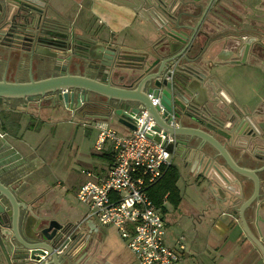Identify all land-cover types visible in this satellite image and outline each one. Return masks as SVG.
<instances>
[{
  "label": "crops",
  "instance_id": "crops-1",
  "mask_svg": "<svg viewBox=\"0 0 264 264\" xmlns=\"http://www.w3.org/2000/svg\"><path fill=\"white\" fill-rule=\"evenodd\" d=\"M38 1L43 3L46 7L47 14L51 19L67 25L72 33L90 38L93 40L91 42L95 44L97 43L106 48H113L121 55L128 54V56L132 58L144 55L146 58L145 60H148V62H153L155 60L153 47L159 40L160 35H162L160 31L162 24H160L158 20V16L161 14L157 9L159 5L157 1ZM245 1L247 2L248 0H244V2ZM192 2L186 0L185 4L177 3L176 6H179V9L176 15H180L184 8V12L189 15H187V18L182 17V19L186 18L192 25H199L202 11L199 13L194 12L195 8H193L191 4ZM207 2L208 1L204 0L203 7L209 6ZM230 2L231 0H222L220 4L213 10H210V12L207 13V17H205L204 23L211 22L214 26H217V22H221L219 27H214L215 31L220 33L209 40L211 43L206 48L200 47L196 49L195 47L190 51V54H200V64L196 65V67L208 73L207 79L201 83V87L206 90L207 96V102L204 103V110L209 119L216 117L229 126L234 111L231 110L230 106L228 107L224 104V99L220 96V94H222L226 100L233 103L231 105L233 108L249 118L254 128L260 133H264V46L261 47L260 50H256L254 55L250 54L246 59V63L234 62L232 64V60H220V54L224 50H228L227 53H229L231 49L234 51V59L238 58L240 39L245 36L248 28V26H244L245 23H243V21L250 10L244 3L241 6L236 5L230 7L237 16L235 19H238L237 21L235 20V23L234 21L232 23L229 22L228 14L225 11L227 15L226 18H221L217 22L215 19H212V15L215 14L217 7L223 5L228 6ZM256 3L258 10L255 12V18L258 19L260 26L264 27V0H257ZM201 29L203 30V28ZM262 38L264 41V33H262ZM231 44L236 46L232 47ZM184 49L185 48L176 54L171 53L170 57L181 55ZM128 56L126 58H128ZM177 61L181 62L180 59ZM22 64H24V62ZM25 64H27L26 67L30 68V61L29 64ZM115 71L122 75H130L131 73L128 70ZM84 73L87 72L71 74L83 76ZM135 73L138 74L140 72ZM2 76L1 74L0 81L4 79L10 83L29 82L31 80L24 81L21 80V78L19 79L18 76L6 79L5 76L3 78ZM117 77H113V79H115L114 81H120L121 83L122 78H120V76ZM101 78H104V76L100 74L99 79ZM40 80L43 79L37 78V80L34 81ZM102 98L105 99L102 96H96L93 99L99 101ZM56 101L58 102V100ZM220 106L225 107L223 115L218 114L217 107ZM17 107L20 108L17 110ZM86 110L87 109H84L82 106L78 109L75 107V110L71 111L63 104L56 103L55 99L51 97H45L39 102L17 99L13 102V108H5L0 105V133L4 135V138L0 140H5V143H3L4 146L8 143L10 147L18 153L10 156L9 161L15 162V170L4 177V182L11 183L10 180H12L15 175L20 174V176H22L28 173V175L21 180L22 183L17 188V195L25 202L33 200L42 218L47 217V219H56L60 223H77L83 220L88 210L85 205L80 203H78L80 207L73 204L71 205L68 200L69 193L74 191L77 195L76 190L78 191L79 187L86 182L78 184L75 181L71 182L68 180V175L71 174V170L75 171L76 168L74 167H76V164L86 163L80 160V146L73 140L68 142L69 147L66 148L67 150L75 148L74 153L71 150L68 153H62L64 145L67 142L57 144L52 141V139L57 137L59 131L60 133H64V135L66 133L67 138L75 137L80 130L84 132L82 133L83 136L92 134L94 131L97 132L94 145L95 151H93L90 156L92 158L90 162L94 161V157H96L97 166L93 169L89 168L88 170L82 171L83 175H86V172L91 173V177L86 175L85 179H87V181H98L105 178L114 162L113 143L110 140L106 141L102 150L98 151L96 149V143L100 132L99 126L106 123L121 136H128L131 133V130L117 124L113 117H110L112 115L109 117L104 116L105 114L102 115L101 112H104L103 110L98 109V112L91 115L88 114ZM69 117L75 119L73 122H75L76 127L70 132L62 127L63 124L65 126L67 119H70ZM83 127L85 131H82ZM205 130L208 131L207 129ZM216 137L225 146L228 155H230L236 165L255 171L262 168L263 161L257 159V149L264 145L263 139H257L255 144L248 145L246 140H244L245 138L233 141L217 135ZM72 142L73 145H71ZM245 144H247V146H245ZM174 152H179V146L175 148ZM4 153L9 154L11 150ZM204 154H206L204 158L205 163L209 160L207 154H209L213 160L225 163L216 149L207 143H202V150L192 152L189 156H182L184 172L180 171L176 166L180 176L179 181L183 179L185 182H188L186 183L188 185L187 187L192 186L194 182L197 185L203 183V181L206 182L204 176L202 177V172L199 171V167L196 169L197 166L202 163ZM71 156L73 158L72 162H70ZM173 156V166H175V153ZM61 158L63 159L62 162H60ZM185 160H187L188 163L184 165L183 163ZM22 161H26V165L23 164ZM20 163L22 164L20 165ZM64 174L66 175L61 176ZM258 179L260 180V198L254 205L246 210L245 217L251 233L264 245V172L258 175ZM179 181L177 187L180 192L181 204L183 198L179 187ZM243 184L245 190L241 202L238 203V208L243 201L251 196L254 189L252 181H245ZM221 187L222 186H217L215 183L214 186H209V191L212 193L207 194V199L203 200L206 204V208H202V212L200 213L201 223H204V220L207 218L215 220L211 225L212 228L210 232H207L206 249L209 264H213L211 260L213 254H215L214 260H217V262L219 259L223 260V264H264L262 252L246 233L240 221V217L238 214H235L236 210H230V212H228L229 209L226 207L220 208V210L217 211L219 205L210 203L211 199L220 198V195L214 193V191H217ZM224 192L226 193V198H229V191L224 190ZM75 200L78 202L77 196ZM168 204L169 201L165 198L162 206L158 207L160 209L163 208L164 212H167L165 206H168ZM84 226L86 233L91 234L92 238L86 250L80 255L79 261H82V264L137 263L135 256L127 248L123 240V244H114L99 230L100 227H114L103 226L96 221H87L84 223ZM14 237L15 235L13 233L11 238L15 242ZM178 240L179 238L174 240L173 244L170 246L176 247ZM9 242L13 243L11 240ZM188 250L187 255L179 264H182L188 257H193L194 253L192 249L190 248ZM124 254H127V257ZM130 256L131 258H129ZM202 256H206V254H202ZM48 264L55 263L52 261V263L49 262ZM58 264H67V261L62 259L61 263L58 261Z\"/></svg>",
  "mask_w": 264,
  "mask_h": 264
},
{
  "label": "water",
  "instance_id": "water-1",
  "mask_svg": "<svg viewBox=\"0 0 264 264\" xmlns=\"http://www.w3.org/2000/svg\"><path fill=\"white\" fill-rule=\"evenodd\" d=\"M33 2L35 7L40 9V11L44 9L43 3L38 0H33ZM157 2L159 3L157 9L161 14L158 16V20L160 24H162L160 29L161 33L179 41V38L177 37V34L179 33L177 31L188 28L190 23L186 20L187 15L189 14L184 12V8L180 15H176V12L179 9V6H176V4H185L186 0L180 2H176V0H157ZM203 2L204 0H194L191 3L193 8H195L194 12L199 13L202 11L200 24L207 16L209 9V7H203ZM6 5L7 9L13 8L14 10L15 6H13L8 0ZM182 17L186 18L182 19ZM170 49L171 51L163 53L162 56H167L168 58L171 53L176 54L183 48L175 50L171 47ZM248 50L249 47H247L244 52H241L238 58L234 59L232 58V53H228L227 56L222 57L221 59L224 61L232 60V64L234 62L246 63ZM86 51L90 52V56L86 62L84 64H74L76 68L78 67L83 72H87L84 73L83 76L71 74L70 71H64L61 72L60 75L40 81H34L31 79L29 82L10 83L3 79V81H0V105L5 108H13V102L17 99H25L29 102H39L46 96H49L55 99L56 103H61L67 109L74 111L75 107L76 109L81 108L86 103H97L98 101L93 98L96 96H102L107 99L106 106L113 110L111 113L116 118L117 124L124 126L131 131L136 130L131 115H139L141 111L146 110L148 115L140 132L146 121L152 119L155 122V130L159 132L163 130L165 135L172 134L176 136L178 139L177 144L178 146H181L178 156H189L192 152L202 150V143H207L216 149L225 161V163L215 161L209 154H207L209 160L206 163L205 170L208 169L209 172L210 169H212L214 172L212 182L217 186H222L218 190L216 189V193L220 195V205L227 204L229 211L236 210L235 214H238L240 217V221L243 224L246 233L258 246L264 256V245L251 233L245 217L246 210L254 205L260 198V180L258 179V175L261 172H264V166L255 171L236 165L230 155H228L225 146L216 137L217 135L233 141L245 138L244 140H246L248 145H253L257 139H263L264 141L263 134L253 127L244 114L233 108L231 106L233 103L226 100L222 94H220V96L224 99V104L228 107L230 106L231 110L234 111L229 126L228 124L225 126L223 122L215 117L211 118V120L218 124V126L213 125L214 129L210 125H206V118L193 115V112L190 110L196 112L201 110L206 114L204 103L207 102V96L206 90L201 87V83L207 79L208 73L205 70H199L196 67V65L200 64V54H190L192 49H184L181 55L169 59H163V61L158 60L151 64L148 60H145L141 65L136 66V64H134V66H125L121 60L120 62L117 61L118 53L115 49L106 48L102 45L89 44ZM93 51L98 54V57H92ZM39 52L53 57L57 56L50 50ZM125 55L128 56V54ZM178 59L182 62V69H178V71L181 72L182 79H178L177 82L172 83L167 78L168 75L170 76L168 71L171 64ZM129 60L133 61V58L130 57ZM160 62H162V65H160ZM115 70H128L131 73L130 75H122ZM103 72L104 78L99 79V75ZM135 72L140 73L136 74ZM114 76L128 78L132 84L129 87L116 86L115 84H112L110 80L111 77ZM149 94H154L155 96L160 97V104L158 106L152 104ZM196 99H199V101H196ZM56 100H58V102ZM19 108L20 107H17V110ZM224 108V106L217 107L218 114L223 115L225 112ZM181 113H183L182 115L185 118L196 122L200 127L210 129L209 131L213 134L200 127H186L181 119ZM175 120H178V125L172 127L170 124ZM155 139L159 140L158 137ZM1 141L0 169L5 171L4 174H9L15 170V162L9 161L10 156L18 153L10 147V144L6 143L4 146L3 143H5V140ZM247 144H245V146H247ZM166 148L171 153H174L175 144L166 145ZM8 150H11V153H4ZM257 153H259V151H257ZM205 155L206 154H204L202 163L204 162ZM262 155H264L263 152ZM257 159L259 158L257 157ZM262 161L264 160L262 159ZM245 181H252L254 184L253 193L247 200L243 201L238 208V203L241 202L243 198L245 190L243 183ZM224 190L229 191V198H226ZM4 198L8 199L13 206L15 216L13 231L15 235L14 238L17 239L19 243L24 244L25 242L23 243L20 230H18L17 226L19 222V205L12 197V194L0 184V207L3 206ZM1 213L2 212L0 211V215ZM38 219L40 221L48 220L44 218ZM82 227L84 226L79 225L77 227L81 232V236L78 240H74L73 237H70V240L65 242L62 241L64 243L60 245L62 242L59 241L62 240L65 231L66 233L68 232V227H66L65 230L64 225L59 223L58 220L50 219L48 227L42 230L46 241L38 245H27V248H25L27 251L23 254L20 253L19 250L15 251V249L11 255H5L3 257L0 254V264H30L31 260H34L35 264H48L49 262L52 263V261L53 263L58 264V261L61 263V260L68 255L69 258L74 259V256L77 257L86 250L88 242L90 241L89 237H91V234L83 232ZM1 243L2 236L0 235V246ZM58 246H60V251L65 250L61 255L55 252V248ZM31 249L32 251L30 252ZM42 257H44L43 260Z\"/></svg>",
  "mask_w": 264,
  "mask_h": 264
},
{
  "label": "flooded vegetation",
  "instance_id": "flooded-vegetation-1",
  "mask_svg": "<svg viewBox=\"0 0 264 264\" xmlns=\"http://www.w3.org/2000/svg\"><path fill=\"white\" fill-rule=\"evenodd\" d=\"M12 3L14 7L12 9H7V0H0V75L2 74V78L5 76L6 79H10L11 77H16L24 81H29L30 79L37 80V78L46 79L53 76L60 75L61 72L64 71H70L71 73H78L82 72L80 68H76L74 64H84L86 60L90 56V52L86 51V48L89 44L92 45H99L95 44L93 42H90L89 40H86L85 38H82L79 35H76L71 32L70 28L65 25L64 23L54 21L51 19L47 14V9L44 6V9L40 11V9H37L35 5L33 4V0H8ZM157 1V0H154ZM182 0H176V2H180ZM194 1V0H189ZM209 4V9L213 10L222 0H206ZM257 0H248L247 2L244 0H231L230 4L228 6H221L227 8H222L225 10V12L228 14L229 19H232L230 17L234 16L237 17L233 11L230 9L231 6L236 5H242L243 3L245 6L249 8V12L246 14V16L243 18L244 26H248L245 36L240 39V49H239V55L241 52H244L247 47H249L247 57L252 54L254 55L256 50H260L261 47L264 46V41L262 38V32L258 29H252L251 27V21L254 20L255 22H258V19L255 18V12H257ZM207 17V16H206ZM233 18V19H234ZM228 19V20H229ZM205 19L201 24H195L190 26L188 28L180 29L177 32V37L179 38V41L175 40L174 38L168 37L166 35H160L159 40L154 44L153 47V55L155 57V61H163V59H169L171 57L162 56L163 53L171 51V47L174 49L178 48H185V49H194L197 46L198 40L200 37L204 36V31L201 29L202 25L204 24ZM259 23V22H258ZM205 41L201 45V47L206 48L208 45H210V39L206 37L204 39ZM232 47H235L236 45L231 44ZM109 48V47H107ZM113 49V48H111ZM40 50H47L52 51L57 56L53 57L47 54H43L39 52ZM225 51V50H224ZM223 51V52H224ZM228 50H226L224 53L222 52L221 58L228 55ZM229 53H232V58H234V51L231 49L229 50ZM225 54V55H223ZM171 56V55H170ZM92 57L96 58L98 57V54L93 51ZM126 55L118 54L117 61L120 62V60L124 63L125 66H134V64L141 65L144 60L146 59L144 55L142 56H136L133 58V61L129 60L130 57L126 58ZM220 58V60H222ZM69 60V61H68ZM30 61V68L26 67ZM224 61V60H222ZM24 62V64H22ZM149 61V63H153ZM136 65V66H137ZM160 65H162V62H160ZM181 62L175 61L171 64L169 70L175 66L174 73L172 75L171 79H168L172 83L177 82L178 79L181 78V72L178 71V69H182ZM105 71V70H103ZM169 72V71H168ZM6 74V75H4ZM102 76H104V72L101 73ZM115 77V76H114ZM170 76L168 75L167 78ZM118 78V77H117ZM123 80L120 81H114L113 77L110 79L112 84H115L116 86L125 87L130 86L132 82L128 78L120 77ZM125 80V81H124ZM155 96V95H154ZM49 97V96H46ZM159 97V96H156ZM106 98L100 99L97 103H86L83 105L84 109H87L88 114H94L95 112H98V109L103 110L104 112H101L102 115L109 117L112 115V109H109L106 106ZM198 101V99H196ZM193 112V115H198V117L206 118V125H210L212 128L214 126H218V124L211 120V118H207V115L204 114L201 110L199 112L190 110ZM181 113V119L183 120V123L186 127L189 128H198L200 127L196 122L189 120L185 118ZM110 117H113L114 121L116 122V118L112 115ZM249 119V118H248ZM175 125H178V120L173 121ZM117 123V122H116ZM214 125V126H213ZM227 124H225L226 126ZM175 126V127H176ZM204 130L207 129L205 127H200ZM215 129V128H214ZM208 131L210 129H207ZM259 132V131H258ZM263 138H264V133ZM4 135H1L0 133V139H3ZM191 139V138H190ZM177 138L175 143V148L178 146L177 144ZM0 143L2 141L0 140ZM1 145V144H0ZM181 146H179L180 149ZM259 153H257V157L259 158V161L264 160V155H262V152L264 154V145L262 147H258ZM175 155H178V152H174ZM173 153V154H174ZM12 155V154H11ZM174 157V156H173ZM183 158V157H182ZM23 162V161H22ZM187 160L184 161V165L187 164ZM22 163H20L21 165ZM23 164L26 165V161L23 162ZM264 166V161H263ZM202 172V177L204 176L205 181L209 183V180L212 181V178L214 177V172L212 169L208 172V169L205 170L206 163H200V165L197 166L196 169ZM0 169V184H2L4 187H6L9 192L12 194V197L17 201L19 205L18 210V218L19 222L17 224L18 230H20L22 241L24 244L19 243L15 238L12 240V235L14 231V224H15V216L13 211L12 203L5 199L3 200V206L0 207V211L2 212L0 215V235L2 236V243L0 246V254L4 257L5 255H11L12 252L19 250L20 253H25L27 250V245H38L43 243L45 240V235L42 233V230L47 228L49 225L50 219L44 221L39 220L38 218L42 217L40 216V213L38 211V208L36 206V203L31 200L29 202L22 201L19 198V195H17V188L21 185L22 179L28 175L24 174L20 176V174L15 175L14 178L9 182H4V177L7 176V174H4V170ZM20 176V177H18ZM209 177V178H208ZM214 186V185H213ZM209 191V189H208ZM207 194H210L207 192ZM221 199L219 198V201ZM44 219H47L44 218ZM59 222V221H58ZM60 223V222H59ZM64 225V228L66 230V227H68V232L64 233L62 241L70 240V237H73L74 240H78L81 236V232L78 230V226H84V223L82 221H79L77 223H62ZM85 227V226H84ZM82 227V228H84ZM86 237V236H85ZM92 237H89L91 240ZM7 240V241H6ZM11 240L10 243L9 241ZM64 242H62L60 245H62ZM90 241L88 242V244ZM71 244V242H70ZM66 248V247H65ZM64 248V249H65ZM60 249V246L55 248V252ZM29 250V249H28ZM32 249L30 250V252ZM65 250L62 252L64 253ZM61 253V254H62ZM58 254V253H57ZM59 254V255H61ZM82 255V254H80ZM79 256H74V259L69 258L68 256H65L63 259L67 261V264H82V261H79ZM30 264H35L34 260L30 261Z\"/></svg>",
  "mask_w": 264,
  "mask_h": 264
},
{
  "label": "built area",
  "instance_id": "built-area-1",
  "mask_svg": "<svg viewBox=\"0 0 264 264\" xmlns=\"http://www.w3.org/2000/svg\"><path fill=\"white\" fill-rule=\"evenodd\" d=\"M174 70L175 66L169 70L168 79ZM149 98L154 106L160 104V97L149 94ZM147 115L146 110L131 115L136 130L128 136L119 135L106 123L99 126L96 149L102 150L110 140L114 162L105 178L86 181L76 196L88 209L82 222L96 221L117 229L137 264H179L187 255L185 239L180 237L176 247L167 244L160 208L149 195V189L173 166V153L166 145L175 144L176 136L155 130L152 119L146 121L140 132ZM170 125L176 126L173 121ZM85 174L91 177L90 172Z\"/></svg>",
  "mask_w": 264,
  "mask_h": 264
},
{
  "label": "rangeland",
  "instance_id": "rangeland-1",
  "mask_svg": "<svg viewBox=\"0 0 264 264\" xmlns=\"http://www.w3.org/2000/svg\"><path fill=\"white\" fill-rule=\"evenodd\" d=\"M222 8H225V7H217L215 10V14L212 15L213 17L212 19H215L216 22L220 20L221 18L227 17V15L224 12L225 10ZM241 8H244V7H241ZM230 18H232V19H229L230 23H232L233 21L235 23V20L236 21L238 20V19H235L234 16ZM216 25L217 26H214L211 22H207L202 25L204 36L200 37V39L198 40L196 49H199L201 47L206 37L211 39L212 37H215L216 34L220 33L218 31H215L214 27H219V25H221V22L218 21ZM250 28L258 29L262 33H264V27L260 26V23L255 22L254 20L251 21ZM81 37L85 38L86 40H90V42L93 41L92 39L87 38L85 36H81ZM69 118L70 119H67L65 126L63 124L62 127H64V129L70 132L71 130H74L76 127H75V122H73L75 119L73 117H69ZM117 126L120 127L119 125ZM82 131H85L84 127ZM82 133L84 132H81L80 130L79 133L75 137L67 138L66 133L64 135V133H60L59 131V134H57V137L52 139V141L57 144L62 143V142H67L64 145V148L62 151L63 154L68 153L70 150L74 153L75 148L68 149V150L66 148V147H69L68 142H70L71 140H73L76 144L80 146V151H79L80 156L79 157H80V160L84 161L86 164L84 163L76 164V167H74L76 168L75 171L71 170V174L68 175L69 177L68 180L71 182L75 181L77 182V184L87 181V179H85L86 175H83L82 173L83 170H88L89 168L93 169L97 166L96 160H95L96 157H94V161L90 162L92 160V158L90 157L91 153L95 151L94 145H95V141L97 137V132L94 131L92 132V134H89V135L86 134V136H83ZM71 145H73V142L71 143ZM70 159H71L70 162H72L73 161L72 156L70 157ZM62 160L63 159L61 158L60 162H62ZM182 160L183 159L181 156L175 155L174 165L175 167L177 166L180 169V171L184 172L183 171L184 168L182 166ZM56 167H57V164H56ZM65 175L66 174L61 175V176H65ZM186 183L188 182H185L183 179L179 181V187L181 190L183 201L178 207H174L173 204L169 203L168 206H165L167 212H164L163 208L159 209V213L163 217L166 223L167 244L171 245L173 244L174 240L180 237H184L185 239L184 243L187 247V252L189 251L188 249L191 248L194 255L193 257H188V259H186L182 264H209L208 253L206 249L207 232H210L212 228L211 225L213 224V222H215V220L207 218L206 220H204V223H201L200 213L202 212V208L203 209L206 208V204L203 202V200L207 199V192L212 193L208 191V189H209V186H213L214 183L211 180H209V183L203 181V183L198 184V185L194 182L192 186H189V187H187L188 185ZM77 192L78 191L76 190V193ZM75 197H76L75 192L71 191L69 193L68 200L71 205L73 204V205L80 207L78 204L80 202L79 201L77 202L75 200ZM212 200L213 199L210 200V203L219 205L217 208V211H219L220 208L228 207L227 204L220 205L219 197H217V199L214 198L213 201ZM80 210L82 211L81 208ZM99 230L101 231V233H103V235L107 236V238L112 243L123 244V241H122L123 239L121 238L120 234L115 228L100 227ZM83 232H86L84 228H83ZM86 234H89V233H86ZM202 254H206V256H202ZM124 255H126L127 257V254H124ZM214 256L215 254L212 255V259H211L213 264H223L224 263L223 260H220V259L218 262L217 260H214L215 259ZM129 258H131V256ZM134 264H137V263L135 262Z\"/></svg>",
  "mask_w": 264,
  "mask_h": 264
},
{
  "label": "trees",
  "instance_id": "trees-1",
  "mask_svg": "<svg viewBox=\"0 0 264 264\" xmlns=\"http://www.w3.org/2000/svg\"><path fill=\"white\" fill-rule=\"evenodd\" d=\"M179 172L175 166H171L155 185L149 189V195L153 202L161 207L166 198L174 207H178L181 202L180 192L177 187Z\"/></svg>",
  "mask_w": 264,
  "mask_h": 264
},
{
  "label": "bare ground",
  "instance_id": "bare-ground-1",
  "mask_svg": "<svg viewBox=\"0 0 264 264\" xmlns=\"http://www.w3.org/2000/svg\"><path fill=\"white\" fill-rule=\"evenodd\" d=\"M40 51H44L45 52V50H40Z\"/></svg>",
  "mask_w": 264,
  "mask_h": 264
}]
</instances>
